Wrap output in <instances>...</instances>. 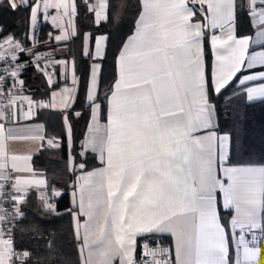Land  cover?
Wrapping results in <instances>:
<instances>
[{"label":"crops","instance_id":"1","mask_svg":"<svg viewBox=\"0 0 264 264\" xmlns=\"http://www.w3.org/2000/svg\"><path fill=\"white\" fill-rule=\"evenodd\" d=\"M2 1V0H0ZM31 5L28 47L0 30V192L13 178L19 193L35 192L48 210L60 191L46 190L33 159L49 143L42 111L66 113L78 91L68 43L76 32V0H7ZM86 1V0H84ZM132 34L116 60L106 110L97 102L108 36L83 38L91 58L87 104L90 119L83 154L98 166L76 171L70 191V226L79 264H132L140 238L160 236L173 264H264V166H231V138L217 132L208 98L205 47L211 54L209 85L218 95L236 80L248 104L264 101V10L261 0H137ZM240 2L251 32L238 34ZM94 25L108 21L109 0H87ZM42 24L52 36L38 41ZM24 56L27 60H22ZM31 65L52 91L34 101L21 74ZM8 107L11 120L7 122ZM68 149L73 128L64 114ZM53 143L56 140H52ZM219 207L231 212L221 218ZM247 230L262 234L253 247ZM0 234V264H11Z\"/></svg>","mask_w":264,"mask_h":264},{"label":"trees","instance_id":"2","mask_svg":"<svg viewBox=\"0 0 264 264\" xmlns=\"http://www.w3.org/2000/svg\"><path fill=\"white\" fill-rule=\"evenodd\" d=\"M108 21L95 26L92 14L88 10L87 0H76V32L68 43L66 57L72 59L78 77V91L72 107L66 112L42 111L34 122L45 126V137L50 140L33 159L35 170L46 177L48 192L60 191L54 201V210L46 208L38 200L35 192L29 193L21 204V218L16 227V248L25 254L24 264H79L76 241L70 226L73 211L70 191L74 186L76 171L68 168L69 153L75 166L82 170H91L98 166L90 154L81 152L80 142L90 119L91 105L87 104V86L91 58L83 51V38L90 35V46L95 36H108L106 52L102 60L99 95L97 102L106 110V102L116 78V60L127 38L132 34L139 14L137 0H109ZM31 5L13 9L7 0L0 1V30L2 36H10L23 47L30 44L27 39ZM238 34L251 32L249 20L240 2L237 3ZM52 36V28L42 24L38 32V41L43 42ZM22 60H27L22 56ZM211 54L208 44L205 47V67L208 80V98L217 115L216 130L228 134L231 138L229 165L264 166V101L248 104L244 93L236 80L216 95L210 85ZM22 86L34 101L46 100L52 88L43 74L28 65L21 74ZM73 128V142L68 149L63 127V117ZM52 140H56L53 143ZM221 218L229 220L231 212L219 207Z\"/></svg>","mask_w":264,"mask_h":264},{"label":"built area","instance_id":"3","mask_svg":"<svg viewBox=\"0 0 264 264\" xmlns=\"http://www.w3.org/2000/svg\"><path fill=\"white\" fill-rule=\"evenodd\" d=\"M260 8L264 10V0H261ZM7 122H10L11 108ZM25 198L19 193L13 178L3 182L0 192V234L9 247L8 259L11 264H24L25 254L16 248V227L21 218V204ZM244 238L253 247L261 245L262 234L258 231L247 230ZM132 264H173V256L170 245L160 236H147L140 238L137 243L136 257Z\"/></svg>","mask_w":264,"mask_h":264}]
</instances>
